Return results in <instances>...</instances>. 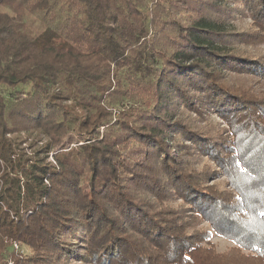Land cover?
<instances>
[{"label": "trees", "instance_id": "obj_1", "mask_svg": "<svg viewBox=\"0 0 264 264\" xmlns=\"http://www.w3.org/2000/svg\"><path fill=\"white\" fill-rule=\"evenodd\" d=\"M260 46L264 0H0V264H264Z\"/></svg>", "mask_w": 264, "mask_h": 264}, {"label": "rangeland", "instance_id": "obj_2", "mask_svg": "<svg viewBox=\"0 0 264 264\" xmlns=\"http://www.w3.org/2000/svg\"><path fill=\"white\" fill-rule=\"evenodd\" d=\"M246 21H248V20H246ZM263 49H264V46H260V50H263ZM128 104L129 103L123 102L122 104H120V106L118 108L123 109L124 107H129L130 105H128ZM113 115H116V111H113ZM211 120L213 122L220 123V121L218 120V118L215 115H212ZM206 161H207V159L204 158L203 159V163L206 162ZM223 179L224 178L222 177L221 180H223ZM218 180H220V179H218ZM81 200H82L83 207L87 208L89 206V204H90V197H89L88 191H83L82 192ZM201 227L207 229V224L203 223L201 225ZM4 240H6V243L8 245L7 248H6L7 252L14 250V252L19 254V255H27V254H29V249L24 244H22V243H20L18 241H13L11 239H4ZM210 241L214 244V246L216 247L218 252L226 251L227 249H229V248H231L233 246V243H231L228 240H225L224 238L216 235L215 233H212ZM5 256H6V258H4V259L7 261V264H13V262L11 261L10 258L8 260V257H7L6 254H5Z\"/></svg>", "mask_w": 264, "mask_h": 264}, {"label": "snow or ice", "instance_id": "obj_3", "mask_svg": "<svg viewBox=\"0 0 264 264\" xmlns=\"http://www.w3.org/2000/svg\"><path fill=\"white\" fill-rule=\"evenodd\" d=\"M260 215H261L262 217H264V211L260 212Z\"/></svg>", "mask_w": 264, "mask_h": 264}]
</instances>
